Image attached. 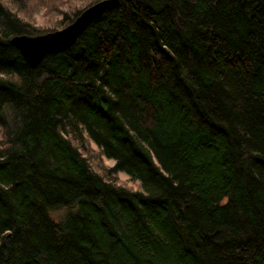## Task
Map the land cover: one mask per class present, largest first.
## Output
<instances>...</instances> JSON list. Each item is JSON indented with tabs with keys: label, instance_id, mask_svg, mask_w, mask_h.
Listing matches in <instances>:
<instances>
[{
	"label": "trees",
	"instance_id": "1",
	"mask_svg": "<svg viewBox=\"0 0 264 264\" xmlns=\"http://www.w3.org/2000/svg\"><path fill=\"white\" fill-rule=\"evenodd\" d=\"M49 1L0 0V264H264V0H119L31 67Z\"/></svg>",
	"mask_w": 264,
	"mask_h": 264
},
{
	"label": "water",
	"instance_id": "2",
	"mask_svg": "<svg viewBox=\"0 0 264 264\" xmlns=\"http://www.w3.org/2000/svg\"><path fill=\"white\" fill-rule=\"evenodd\" d=\"M119 0H96L80 10L77 15L61 28L36 34H16L10 38L25 62L36 66L48 53L69 47L80 32L94 18L118 3Z\"/></svg>",
	"mask_w": 264,
	"mask_h": 264
},
{
	"label": "rangeland",
	"instance_id": "3",
	"mask_svg": "<svg viewBox=\"0 0 264 264\" xmlns=\"http://www.w3.org/2000/svg\"><path fill=\"white\" fill-rule=\"evenodd\" d=\"M60 4L57 0V5L58 8H54L55 10H50L47 9L45 5H38L34 4L33 8L30 10V12H26L21 15L23 18L26 20L30 21L34 26L39 27L40 29H43L45 31H50L53 29L61 28L64 26L63 24L60 25V20L62 19V14L65 12L67 15H72V13L79 9L82 10L92 2L91 0H59ZM96 1V0H95ZM48 7L50 4V1L47 0ZM13 9H15L12 5V3H9ZM43 31V32H45ZM42 33V32H40ZM0 137H1V132H0ZM91 147H94V143H90ZM104 161L107 165H110L113 163V159L111 158H104ZM119 179L125 182L126 184L132 185V187H139V182L138 180L135 179H130L128 175L124 172H119ZM64 210L63 209H58L56 211H51V215L54 218H58L63 214Z\"/></svg>",
	"mask_w": 264,
	"mask_h": 264
}]
</instances>
